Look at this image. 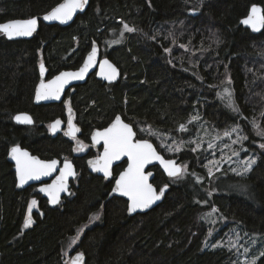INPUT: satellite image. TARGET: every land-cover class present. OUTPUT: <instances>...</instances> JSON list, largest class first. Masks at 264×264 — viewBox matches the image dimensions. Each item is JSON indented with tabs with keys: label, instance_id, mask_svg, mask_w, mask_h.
Masks as SVG:
<instances>
[{
	"label": "trees",
	"instance_id": "1",
	"mask_svg": "<svg viewBox=\"0 0 264 264\" xmlns=\"http://www.w3.org/2000/svg\"><path fill=\"white\" fill-rule=\"evenodd\" d=\"M61 1L0 0V23L40 16ZM255 3L264 7V0H91L69 26L40 21L31 39L10 40L0 31V264H68L76 252L85 254L86 264H236L230 248L204 246L201 215L213 208L244 232L264 236L263 148L247 175L233 176L247 191L228 192L216 190L214 179L208 183L198 151L169 153L160 144L167 136L186 138L192 132L182 127L196 114L218 128L241 123L253 140L261 141L247 120L255 118L264 130V30L255 34L241 24ZM125 25L130 30L123 42L105 52L121 69L120 79L106 85L90 78L73 94L82 131L104 128L120 114L137 138L153 141L166 158L187 163L197 178L192 173L169 178L153 167L155 186L168 184L169 189L159 205L133 216L125 199L108 198L113 181L90 174L85 159L75 161L79 175L72 193L55 207L36 185L18 191L7 160L12 145L44 159H75L73 142L49 131L52 120L65 117L64 103L33 101L41 54L48 77L78 68L94 40L103 45L111 31ZM226 85L237 113L219 98ZM19 112L31 113L34 124L15 123ZM142 124L163 137L151 130L141 133ZM93 214L98 221L64 254L68 240ZM256 264H264V251Z\"/></svg>",
	"mask_w": 264,
	"mask_h": 264
},
{
	"label": "water",
	"instance_id": "2",
	"mask_svg": "<svg viewBox=\"0 0 264 264\" xmlns=\"http://www.w3.org/2000/svg\"><path fill=\"white\" fill-rule=\"evenodd\" d=\"M90 2L91 0H62L40 16L3 21L0 23V31L10 40H28L38 31L40 21L49 25L69 26L78 15L87 10ZM188 14L193 15L195 12L189 10ZM241 24L252 33L262 32L263 5L259 3L251 5L247 15L241 19ZM101 53V45L94 40L78 68L63 69L50 78L47 77L48 70L41 54L34 104L62 102L69 88L85 84L94 72L96 78L103 83H116L121 77V69L108 56L101 57ZM13 120L25 126H32L35 122L29 112L16 113ZM64 128L68 136H77L78 128L73 116L66 125L61 118L49 123V131L54 136L59 135ZM91 142L95 148L102 146V150L98 156L87 160L90 173L111 180L114 177V167L126 161L124 169L114 180L108 198L116 196L125 199L129 216L147 213L165 198L169 185L166 184L160 189L155 186L153 167L159 166L169 178L178 177L183 172V165L176 158H166L153 141L137 138L133 125L126 122L120 114H117L106 127L94 129L91 133ZM7 160L13 166L18 191L36 185L37 191L47 199L51 207L57 206L65 196L71 195V183L78 175L72 160L44 159L20 144L9 148ZM31 221V218L28 219L26 225H30ZM68 264H86L85 254L74 253Z\"/></svg>",
	"mask_w": 264,
	"mask_h": 264
},
{
	"label": "rangeland",
	"instance_id": "3",
	"mask_svg": "<svg viewBox=\"0 0 264 264\" xmlns=\"http://www.w3.org/2000/svg\"><path fill=\"white\" fill-rule=\"evenodd\" d=\"M127 30H130V27L125 25L118 31H111V38L101 45L103 51L106 52L123 42ZM218 95L219 98L223 99L222 101L228 109L238 112L230 85L223 87ZM247 122L252 128V133L261 141L253 140L241 123H233L225 128H218L206 123L197 114L190 119L188 124L182 127L183 130L192 132L186 138L163 137L161 132L150 128L146 124L139 127L141 133H147L151 130L156 136L163 137L160 144L169 153H179L181 149L186 148H193L198 151L199 156L204 161L203 166L209 177L208 183L211 182V179H214L216 190L242 192L247 191V187L236 177L243 178L247 175L258 162L261 148L264 150V130L255 118L247 120ZM182 164L184 171L182 177H186V173L194 175L187 163L182 162ZM233 176L236 177L233 178ZM194 177L197 178L195 175ZM98 219L99 216L93 214L85 222L82 231L68 240L70 244L64 254L73 249L80 240L83 231L94 225ZM201 220L207 230L205 248L226 246L232 250L236 264H256L264 251V236L250 235L244 232L239 225L227 220L216 208L204 212L201 215ZM228 228H230V231L224 233Z\"/></svg>",
	"mask_w": 264,
	"mask_h": 264
},
{
	"label": "flooded vegetation",
	"instance_id": "4",
	"mask_svg": "<svg viewBox=\"0 0 264 264\" xmlns=\"http://www.w3.org/2000/svg\"><path fill=\"white\" fill-rule=\"evenodd\" d=\"M102 48V46H101ZM103 56H107L105 55V52L103 51L102 49V53H101V57ZM48 77V76H47ZM52 77V76H51ZM50 78V77H48ZM90 78H96V73L94 72L93 74L90 75V77L88 78V80ZM107 85V83H105ZM78 86L80 85H76V86H72L71 88H69L66 93H65V97L63 99L62 102L60 103H64L65 107H66V110H65V117H61V119L64 121V124L66 125L68 123V121L70 120V118L73 116V121L74 123L76 124L77 128H78V134L77 136L75 137H70L68 136L67 132H66V128L63 129V131L59 134V135H62L64 136L65 138L69 139L71 142H73V145H74V160H72L77 168V173L79 175V167L77 166V164L75 163L76 160H81V159H85V164L84 166H86L85 168L87 169V171L89 172L88 170V166H87V160L89 158H92V157H95V156H98L102 150V146H100L99 148H95L93 145H92V142H91V133L94 129H92L90 131L89 134H84L83 131H82V126L80 125L79 123V120H78V117H77V114L76 112L73 110L72 108V102H73V94H75V91H76V88H78ZM60 118V117H59ZM96 129V128H95ZM54 136V135H53ZM57 136V135H56ZM82 136H84V139H82ZM85 136L88 137L89 140H86L85 139ZM68 159V158H67ZM63 160H66V159H62ZM126 165V161L120 163L119 165H116L114 167V170L119 167V166H123V168L121 170L124 169ZM113 170V173H114V177L111 179V181H113L114 183V180L116 178V176L119 174V172L121 170H119L117 173H115V171ZM90 173V172H89ZM90 174H95L96 176H99L101 177L102 179H104L105 181H110V180H106L103 176L101 175H98L96 173H90ZM77 175V177H78ZM37 187V186H36Z\"/></svg>",
	"mask_w": 264,
	"mask_h": 264
},
{
	"label": "bare ground",
	"instance_id": "5",
	"mask_svg": "<svg viewBox=\"0 0 264 264\" xmlns=\"http://www.w3.org/2000/svg\"><path fill=\"white\" fill-rule=\"evenodd\" d=\"M77 19H78V18H77ZM64 61H65V60H64ZM74 68H75V67H74ZM103 184H104V183H103ZM100 187H101V186H100ZM223 254H224V253H223ZM228 257H229V256H228ZM228 257H227V258H228Z\"/></svg>",
	"mask_w": 264,
	"mask_h": 264
}]
</instances>
